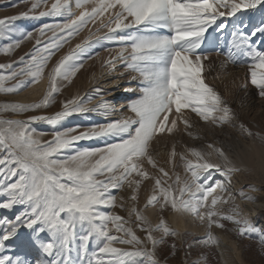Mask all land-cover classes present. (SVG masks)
<instances>
[{
    "label": "snow or ice",
    "instance_id": "6c2138e0",
    "mask_svg": "<svg viewBox=\"0 0 264 264\" xmlns=\"http://www.w3.org/2000/svg\"><path fill=\"white\" fill-rule=\"evenodd\" d=\"M20 2L30 3V8L19 15L0 18V38L11 41L0 48L4 55L12 54L26 40L34 39L33 32L21 33V38L14 39L13 21L30 15L66 19L63 23L44 24L37 30L36 47L25 54L27 59L19 58L21 67L0 63V70L6 71V74L0 73V92L19 93L40 84L56 53L97 22V33L106 30L97 42L107 40L130 45V50L121 47L103 66L115 72L117 63L122 62L126 71L138 74L142 88L141 94L128 103L132 115L85 130L76 127L56 131L50 140H43V134H37L30 124L44 121L55 126L74 113L101 111L107 116L114 109L108 101L89 108L83 97L74 96L63 101L62 110L52 115H32L27 120L0 119V151L5 153L0 156V196L7 198L6 202H0V208L28 205V210L17 216L15 222L0 219L3 226L0 253L5 252V242L15 237L19 228L26 227L36 234L30 243L50 258H37L34 264H160L158 246L168 237L179 235L162 215L169 208L188 213L206 224V235L199 241L206 248L220 246L221 240L213 228L224 230L225 221L237 225L234 230L241 236L260 232L242 215L238 205L228 213L219 210L218 206L229 203L231 197L225 199L217 191L227 192L233 173L241 171L223 148L208 144L211 151L207 153L195 147L187 148V155L179 153L185 178L179 173L173 178L154 158L153 143L160 136L178 131L181 123L189 137L200 139L198 133L189 131L194 127L191 114L218 128L238 127L248 138L260 135L243 123H235L234 110L206 83L204 61L209 59V54L201 50V45L212 25H216L217 31L225 26L223 21L216 24L219 17L264 6V0H74L75 8L81 9L78 14L73 11V0H54L50 7L48 0ZM41 8L45 10L37 12ZM165 29L168 34H161L160 30ZM257 33L264 36V27L250 34L233 31L226 55L234 64L250 61L251 83L258 89L259 97L264 98V50L258 49L251 39ZM45 36H48L47 42L41 39ZM94 36L77 43L47 72L48 87L39 102L5 103L0 111L21 114L55 104L57 95L84 67L83 55L91 47ZM209 46L216 47L212 41ZM138 77L132 75L130 79ZM10 81L15 83L6 84ZM94 91L99 93L100 89ZM96 138H107L105 146L75 148L78 141ZM69 149L73 152L64 155ZM213 153L222 163L211 159ZM177 155L173 146L169 162L173 163ZM213 171L224 180L213 179ZM204 173L208 175L202 181ZM14 177L15 181L10 182ZM147 181L153 183L143 209L158 206L161 215L155 225L137 206L141 188ZM125 188L132 190L129 199L133 206L128 209V218L101 210L102 206L124 208V203H117L118 197L112 190ZM249 188L258 191L252 185ZM239 195L247 200L256 199L244 191ZM119 199L123 201L124 197ZM133 223L144 233L143 238L133 229ZM42 233H47V237L41 238ZM261 238L264 239V233ZM90 242L95 245L91 252ZM116 245H128L131 250ZM203 260L206 264L207 256ZM0 264L29 262L5 254L0 255Z\"/></svg>",
    "mask_w": 264,
    "mask_h": 264
},
{
    "label": "rangeland",
    "instance_id": "374dc122",
    "mask_svg": "<svg viewBox=\"0 0 264 264\" xmlns=\"http://www.w3.org/2000/svg\"><path fill=\"white\" fill-rule=\"evenodd\" d=\"M52 2H54V0H48L49 7ZM29 8L30 3H23L20 2V0H0V18L19 15ZM42 10L45 9H38L37 12ZM65 19L66 17L63 16L36 18L30 15L29 17H21L13 21V26L16 29V32L13 33L14 39L21 38L20 34L26 32H33L34 39L26 40L20 48L16 49L10 55L0 53V63H13L14 67H21L22 65L18 63L19 58L25 56L27 53H31L34 47H36L35 37L39 35L37 30L44 24L63 23ZM221 21L224 22L225 26L217 31L215 30L216 25H212L204 34V43L201 45V50L207 51L209 54V59L204 61L206 68L204 77L206 83L213 86L234 110L237 117L235 123H243L246 127L250 128L253 133H260V135H254L248 138L238 127L226 125L223 128H218L211 124H206L198 116L191 114V122L194 124V127L189 131L198 133L201 138L193 139L189 137L184 129V125L181 123L179 125V130L172 135H163L156 139L153 143V155L158 164L169 171L173 178L176 173H179L182 178H185L184 168L179 158V153H185L187 155V148L195 147L204 151L208 149V144H214L216 147L223 148L228 156L232 158L247 156L246 154H248L249 157L253 156L251 157V163L249 164L251 168H248L249 170L240 168L241 171L233 173L232 183L228 186L227 192L221 194L219 190L217 191V194L223 195L225 199L231 197L229 203L222 204L218 207L221 212L228 213L232 207L238 205L242 215L249 219L254 226L258 227L260 232L241 236L234 230L238 226L228 221L224 222L226 225L224 230L213 228L214 234L224 242L225 254L223 255L219 247L206 248L199 243L206 235V224H201L194 216L188 213L174 212L169 208L162 215L169 226L179 232V235L168 237L163 245L158 246L157 259L160 264H205L203 260L204 256H207L206 264H215L216 258L220 264H264V239L261 238V234L264 233V98L259 97L258 89L251 83L250 61L234 64L228 60L226 55L228 49L231 47L233 31H238L242 34H250L256 28L264 27V6L257 5V7L253 9H242L235 16L226 15L224 17H219L216 24H220ZM97 27H99V22H97L95 26L90 24L89 29H91V32L89 29H85L79 36L72 39L70 44L65 45L57 52L46 70L44 80L40 84L26 88L19 93L0 92V109L3 108L5 103L19 102L29 104L39 102L48 87L49 81L47 72L50 71L52 66L55 65L61 57L66 55L77 43H80L89 35L95 34L91 47L88 48L87 52L83 55L84 67L77 73L72 83L64 87L62 92L57 95L55 104L46 109H39L21 114L11 111H0V119L27 120L28 117L32 115H52L62 110L63 101L71 99L74 96L83 97L87 102V106L90 108L88 97L91 94V88L100 87V83L104 80L102 75L104 72H108L109 75L112 74L111 71L103 66V62L110 56H115L121 47L129 48L130 50L129 44H121L116 41L107 40H99V42H97L98 37L104 35L106 32V30H101L97 33ZM160 31L161 34H168L166 29ZM48 35L51 34L49 33ZM41 39L47 42L48 36L42 37ZM251 39L258 49L264 50V36L257 33V35ZM209 41L215 44V49L209 46ZM10 42L11 41L7 39L0 38V48ZM97 53L99 55H97ZM127 54L126 52L125 55ZM89 56L92 58H89ZM25 58L27 59V56H25ZM222 64L225 66L222 67ZM123 70L126 73L124 79L126 78V80H128L133 74L126 71L124 67ZM0 73L6 74V71L0 70ZM12 83H15V81L6 82L8 85ZM137 86L139 90L137 95L125 102L126 110H128V103L141 94V82H139ZM36 90L39 91L38 94H36L38 92H36ZM112 108L115 107L113 106ZM99 112L100 111H96L95 113ZM111 113L113 112H110V114ZM95 116L96 114H94V112L84 114L74 113L59 124L55 126L52 125V128L47 130H44V128L51 125L44 121L32 122L30 127L34 129L37 134H43V140H50L52 139L53 133L56 131H64L65 129L76 127H79L80 130H85L95 125H103L113 121H99L95 119ZM107 116L109 117L111 115ZM207 125H211L217 134H209L205 131L206 129L203 127ZM106 139L107 138H96L78 141L75 144V148L104 147ZM108 142L114 141L109 140ZM173 146H175L178 155L175 161L170 163V153ZM72 152L73 150L69 149L65 150L63 154L68 155ZM4 154L3 151H0V156ZM189 158L193 159L191 156H189ZM150 171L155 172V170L152 169H150ZM207 175V173L202 175V181ZM15 179V177L12 178L10 182H14ZM213 179L223 181L224 177L213 171ZM152 183V181H147L145 186L141 188L137 204L141 209H143L147 198L151 194L150 189ZM169 183H171V181H169ZM249 185L254 186L258 191H252ZM112 191L118 197L117 203H124L125 207L120 208L117 206L111 208L102 206L101 210L128 218V209L133 206V202L129 199L132 190L125 188L123 191L116 189ZM241 191H244L247 195L253 196L256 199L247 200L241 197L239 195ZM120 196L124 197L123 201L119 199ZM22 208L23 211H27L28 205L23 204ZM143 210L154 225L159 222L161 214L159 213L158 206L156 208ZM180 219H184L182 223L179 222ZM132 220L135 221V217H132ZM131 226L137 231V234L143 238L144 233L136 228V224L133 223ZM156 235L158 236L159 234L157 233ZM173 244L176 245L175 248L171 247ZM116 246L131 250V246L128 245ZM212 249H214L216 258L214 257ZM93 250H95V245L90 242L89 251L91 252ZM72 256L75 258V251H73Z\"/></svg>",
    "mask_w": 264,
    "mask_h": 264
},
{
    "label": "bare ground",
    "instance_id": "6f19581e",
    "mask_svg": "<svg viewBox=\"0 0 264 264\" xmlns=\"http://www.w3.org/2000/svg\"><path fill=\"white\" fill-rule=\"evenodd\" d=\"M73 11L76 12L77 14L79 13V11H81L80 9L75 8L74 0H73ZM121 73H123V75H121ZM125 74L126 73L123 70L122 62H118L117 63V71L112 72L111 75H109L108 72H104V74H102L104 77V80L100 83V87H92L91 88V94H90L91 100L88 102V104L90 105V108H95L96 105L99 104L101 101H108V102H110L112 107L113 106L115 107V108H113L114 111H111L113 113L109 114V115H111L109 117L103 115L101 111L99 113L94 112V114H96V116H95L96 120H99V121L118 120L124 116L132 115L129 112V110H126L127 108L125 106V102H126V100H129L133 96L137 95V93L139 91L137 85L141 81H140V79L136 73H132L133 75H136L138 77L136 80H131L130 78L128 80H126V78L124 79ZM95 89H100V92L96 93L94 91ZM37 91L38 90H36V92ZM38 93H39V91L36 94H38ZM95 102H96V104H95ZM50 128H52V125L49 127L47 126L46 128H44V130H47ZM203 128H205L206 129L205 131H207L209 134H215L216 133L214 131V129L211 127V125L210 126L207 125ZM258 148H260V147H258ZM209 151H211V149H205L204 150L205 153H207ZM246 155L247 156H237L234 158H232V157H229V158L233 161V163L237 167L249 170L251 168V167H249V164L251 163V157H253V156L249 157L248 154H246ZM193 159H195V158L193 157ZM211 159L214 162L222 163L220 158L215 153H213ZM6 201H7L6 196H0V202H6ZM22 207H23V204H18V205H15L12 209L0 208V219H6L9 221L15 222L16 217L22 215L25 212V211H23ZM175 214H177V213H175ZM182 220H184V219H180L179 222L182 223ZM181 226H182V224H181ZM2 234H3V226H0V235H2ZM47 235H48L47 233L40 234L41 238H46ZM35 238H36V234L33 230L27 229L26 227H21L18 229L17 235L15 237H13L9 241L5 242V244H6L5 252L0 253V255L6 254V255L13 256L15 254L16 256L15 255L13 256L14 258L19 256L21 259L27 260L29 262V264H34V261L37 258H39V259H50L49 257L45 256L39 250L38 247H35L30 243V241L34 240ZM224 248H225L224 242L221 240L219 250L223 255L225 254Z\"/></svg>",
    "mask_w": 264,
    "mask_h": 264
},
{
    "label": "trees",
    "instance_id": "16d2710c",
    "mask_svg": "<svg viewBox=\"0 0 264 264\" xmlns=\"http://www.w3.org/2000/svg\"><path fill=\"white\" fill-rule=\"evenodd\" d=\"M212 252H213V254H214V257L216 258V255H215L214 249H212ZM215 264H220V262L218 261L217 258H216V262H215Z\"/></svg>",
    "mask_w": 264,
    "mask_h": 264
}]
</instances>
